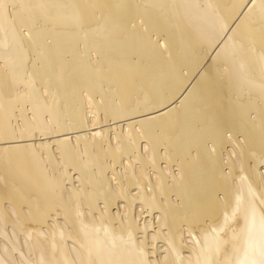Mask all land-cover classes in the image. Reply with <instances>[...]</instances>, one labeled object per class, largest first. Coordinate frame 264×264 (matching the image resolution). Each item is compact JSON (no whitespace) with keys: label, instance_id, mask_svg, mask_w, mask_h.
<instances>
[{"label":"bare ground","instance_id":"obj_1","mask_svg":"<svg viewBox=\"0 0 264 264\" xmlns=\"http://www.w3.org/2000/svg\"><path fill=\"white\" fill-rule=\"evenodd\" d=\"M0 264H264V0H0Z\"/></svg>","mask_w":264,"mask_h":264}]
</instances>
